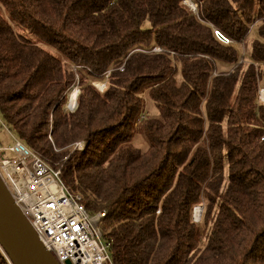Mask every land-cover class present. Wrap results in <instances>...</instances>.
<instances>
[{"label": "trees", "instance_id": "obj_1", "mask_svg": "<svg viewBox=\"0 0 264 264\" xmlns=\"http://www.w3.org/2000/svg\"><path fill=\"white\" fill-rule=\"evenodd\" d=\"M190 1L0 0V115L114 264H264V0Z\"/></svg>", "mask_w": 264, "mask_h": 264}, {"label": "built area", "instance_id": "obj_2", "mask_svg": "<svg viewBox=\"0 0 264 264\" xmlns=\"http://www.w3.org/2000/svg\"><path fill=\"white\" fill-rule=\"evenodd\" d=\"M77 93L78 88L70 95L69 111L77 107ZM259 101L264 103V88L259 90ZM75 148L83 147L76 143ZM9 153L13 156L8 157ZM0 177L59 264H114L101 228L105 213L90 214L82 197L62 182L61 170L15 139L13 147L0 149Z\"/></svg>", "mask_w": 264, "mask_h": 264}, {"label": "water", "instance_id": "obj_3", "mask_svg": "<svg viewBox=\"0 0 264 264\" xmlns=\"http://www.w3.org/2000/svg\"><path fill=\"white\" fill-rule=\"evenodd\" d=\"M217 34L227 41L219 32ZM0 247L12 264H59L17 206L1 177Z\"/></svg>", "mask_w": 264, "mask_h": 264}, {"label": "rangeland", "instance_id": "obj_4", "mask_svg": "<svg viewBox=\"0 0 264 264\" xmlns=\"http://www.w3.org/2000/svg\"><path fill=\"white\" fill-rule=\"evenodd\" d=\"M186 5L188 6V7H190V9H192V10H196V5L195 4H193L190 0H186ZM227 42H228V40H227ZM73 69H74V71H76V73H77V75H78V78H77V76L75 75V81L73 82V87H70L69 88V90H68V93H67V98H66V102H65V104H64V108H66L67 109V105L69 104V102H70V95H71V93L73 92V91H75V89L76 88H78V93H77V97H74L76 100H77V102H78V95H79V91H80V89H81V85H80V77H79V68H81V67H79V66H73L72 67ZM83 68H85V67H83L82 66V68L81 69H83ZM79 69V70H78ZM106 80H107V78H105L104 80H97V81H95L93 84L96 86V87H98L99 89H101L102 91H104L105 90V88H106ZM154 111V110H153ZM5 126H4V125ZM9 128H8V126L5 124V122H4V119L2 118V116L0 115V149H2V148H11V147H13L14 146V144H15V139H17V138H15L16 136H15V134L11 131V134L7 131ZM15 136V137H14ZM141 140H140V138H138V142H140ZM78 143H81V147H83V148H73V150H78V151H82V150H84V148H85V143L83 142V141H81V142H78ZM78 145V144H77ZM8 157H12L13 156V154L12 153H9L8 155H7ZM72 192V191H71ZM74 193V192H73ZM75 194H78V193H75ZM79 195V194H78ZM82 197V196H81ZM199 207V209H200V213L198 214V215H196L195 214V211H196V209ZM98 213H102V212H98ZM105 213V212H104ZM201 213H202V207H200V206H197L196 208H195V210H194V218L196 219V221H199L200 220V218H201ZM196 215V216H195ZM102 228V227H101ZM102 231H103V229H102ZM104 233V232H103Z\"/></svg>", "mask_w": 264, "mask_h": 264}, {"label": "bare ground", "instance_id": "obj_5", "mask_svg": "<svg viewBox=\"0 0 264 264\" xmlns=\"http://www.w3.org/2000/svg\"><path fill=\"white\" fill-rule=\"evenodd\" d=\"M199 213H200V209H199V207H198V208L196 209V211H195V214L198 215ZM196 215H195V216H196Z\"/></svg>", "mask_w": 264, "mask_h": 264}, {"label": "crops", "instance_id": "obj_6", "mask_svg": "<svg viewBox=\"0 0 264 264\" xmlns=\"http://www.w3.org/2000/svg\"><path fill=\"white\" fill-rule=\"evenodd\" d=\"M15 137V136H14ZM16 138V137H15Z\"/></svg>", "mask_w": 264, "mask_h": 264}]
</instances>
